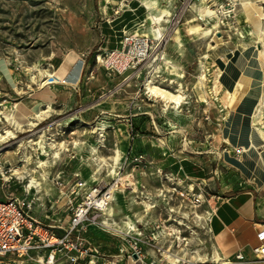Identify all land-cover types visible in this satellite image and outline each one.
<instances>
[{"label":"rangeland","instance_id":"obj_1","mask_svg":"<svg viewBox=\"0 0 264 264\" xmlns=\"http://www.w3.org/2000/svg\"><path fill=\"white\" fill-rule=\"evenodd\" d=\"M119 1L0 0V109L20 98L26 83L35 82V70L50 64L56 71L66 58L82 62L76 87L62 85L57 91L52 115L47 117L50 105L34 127L14 130L4 120L0 122V127L9 126L15 132V138L5 139L11 146L1 152V163L21 167V173L12 178L24 179V185L34 184L31 178L40 184L37 203L45 212L34 209L33 217L50 227H66L72 208L80 202L69 196L75 176L87 186L118 183L108 212H162L154 217L160 221L168 217L163 212H174L170 226L176 230L177 223L183 225L181 233L185 226L195 230L193 212H214L221 199L232 193L254 188L263 196L264 206V178L253 169L254 160L240 145L242 139L243 144L249 143L252 126L264 136V85L252 82L261 86L255 91L242 84L235 95L244 92L240 98L244 102L233 101V108L223 107L226 85L218 94L212 92L218 64L233 68L226 80L232 85L246 72L249 51L262 47L253 24L243 16L240 0H153L158 10L169 9L173 15L183 6L186 12L180 24L167 27L163 23L169 21L167 11L160 23L167 33L159 55H150V50L139 54L137 44L130 46L129 53L128 48L123 51L126 36L137 34L126 32L138 23L147 34L150 22L136 1H130L137 10L136 18L125 14ZM252 1L264 15V0ZM234 5L235 11L228 17V6ZM113 18L120 19V30L110 22ZM188 21L210 28L211 33L188 35ZM114 50L125 52L129 60L126 70L117 71L100 61L99 56ZM234 51H239L240 58L227 56ZM64 65L56 73L58 78L66 71ZM254 69V79L259 80L258 66ZM152 79L163 89L180 92L183 104L166 107L160 99L150 97L145 83ZM199 81L201 89L196 88ZM38 84L33 85L36 91ZM200 94L208 104L202 103ZM116 151L121 159L112 172L102 160L111 164ZM256 151L262 153L263 146ZM56 176L61 188L51 182ZM187 233L181 236L197 250L203 241L201 234ZM96 240L102 244L109 238L97 236Z\"/></svg>","mask_w":264,"mask_h":264},{"label":"built area","instance_id":"obj_2","mask_svg":"<svg viewBox=\"0 0 264 264\" xmlns=\"http://www.w3.org/2000/svg\"><path fill=\"white\" fill-rule=\"evenodd\" d=\"M188 1L192 0H184V3ZM197 1L201 3L204 0ZM228 7L230 8L228 17H230L235 11V5ZM185 13L181 6L173 15L170 13L168 22L163 23L167 27L180 24ZM166 33L167 28H162L160 34L152 32L148 36L127 35L123 51L126 52L128 48L126 53H129L130 46L135 47L137 44L139 54H147L150 50V55H159L166 42ZM125 52L116 50L106 52L99 56V59L101 62L106 61L112 69L126 70L129 67V60ZM45 82H47L46 85H65L54 75L47 77L41 84ZM9 146L11 144L7 140L1 141L0 154ZM0 167L3 170L0 172V189L4 192L0 195V264H5L7 261L21 263L26 261L34 264H78L80 261H85V264H120L130 260L139 261L141 264H192L197 257V250L191 249L190 240L188 241L186 236H181L182 233L189 231L192 236H195L196 232H199L203 239L202 243H198L199 247L205 246V243L210 240L212 233L210 223L215 212H204L203 215L193 212L197 219L195 230L192 231L191 227L185 226L182 233L183 225L177 223L176 230L170 226L169 218L174 212H163L168 217L162 221L154 218L162 212H140V217H137V213L131 212L130 215L115 219L113 212H108V206L112 201L109 199L110 191L115 192L118 183L112 186H103L101 183L87 186L86 182L78 176L74 178L75 182L72 184L69 196H72L73 200L80 199V202L72 208L67 226L65 228L50 227L31 215L34 209L45 212L42 205L37 203L34 186L24 185V179L4 178L2 173H8L10 163H1L0 160ZM51 182L57 188L62 187L59 176L51 177ZM91 227L117 239L121 243L118 253L107 256L92 244L86 236ZM52 229L61 230L62 233L57 234ZM176 234L178 236H175ZM257 237L260 245L253 249L255 261L252 263L264 264V230L260 231ZM148 251L152 253L151 256H147ZM133 256H136V260ZM147 258L152 259L145 262ZM236 259L244 260L241 255H237Z\"/></svg>","mask_w":264,"mask_h":264},{"label":"crops","instance_id":"obj_3","mask_svg":"<svg viewBox=\"0 0 264 264\" xmlns=\"http://www.w3.org/2000/svg\"><path fill=\"white\" fill-rule=\"evenodd\" d=\"M132 7L134 8V6ZM165 10L170 13L169 9ZM150 26L151 22L147 29V34L140 29L141 26L138 23L133 26L134 29H130L127 32L125 30L123 31V33H137L139 35L148 36L152 34V32L149 31ZM123 27L124 26H122V28ZM120 28L121 27H119V30ZM68 59H64L61 66L65 64L64 67L66 72H71V69L74 67V64L77 62V60L72 62V58H70L69 60ZM48 66V68H41L43 70H47L50 75H54L55 78L60 80L56 76V73H58V69H61V66L56 71H54L53 65L49 64ZM34 73H38V71H35ZM38 75L39 74H37L36 76ZM80 76L81 70L79 78ZM46 78L47 77L38 76L36 78V82L28 81V83L30 82L31 85L26 83L24 88L22 87L20 89V98L15 99L13 103L7 102L8 106L12 108L14 116L22 124V126L26 125L27 122L32 118V115H34L36 112H40V108L46 106L45 104L47 103H50L52 106V111L48 114L47 117L52 115L54 111L53 109H55L54 105L57 99L56 93L62 85L53 84L40 86L41 82L44 81ZM37 83H40L38 84L40 88H37L36 91L34 90L33 85H37ZM253 169L264 178V174L261 171L255 169V167ZM252 181V183L255 184V180L253 179ZM259 195L260 193L258 192V190L252 188V190L229 194L221 199L218 205L213 209L215 215L213 216L212 221L210 223V228L212 232L210 235V240L205 243V246H198L197 257L194 258L196 260H194L192 264H200V261L198 260L201 258L206 261L205 263L201 264H221V262H229L230 264H260L257 262L252 263V261H255L253 249L260 245V241L258 240L257 235L260 231L264 230V206L261 202L263 196L261 195L259 197ZM33 213L34 212L31 213L32 216L34 215ZM134 213H137V217H140L141 215L140 212ZM113 214L115 216V219H119L123 215H130L131 212H113ZM89 233L95 235L96 237L91 236ZM86 236L92 242V244L97 246L101 250V252L107 256L117 254L118 250L121 247V243L117 239L111 237L108 234L100 232L99 230L93 227L89 228L88 234ZM97 236L101 238L107 236L109 240L106 243L99 244L96 240ZM205 251H207V253ZM215 251L219 254V257L221 259L218 263L214 262L213 255ZM147 254V256L152 255V253L149 251L147 252ZM237 255L243 256L244 260L238 261L236 259ZM204 256H206V258ZM151 259L152 258H147L145 262H148ZM133 262L135 264H141L139 261ZM5 264L34 263L26 261L23 263L17 261H7L5 262ZM78 264H85V261H80ZM120 264H130V261H123Z\"/></svg>","mask_w":264,"mask_h":264},{"label":"bare ground","instance_id":"obj_4","mask_svg":"<svg viewBox=\"0 0 264 264\" xmlns=\"http://www.w3.org/2000/svg\"><path fill=\"white\" fill-rule=\"evenodd\" d=\"M129 1H133V0H129ZM129 1H123V0L119 1L120 9H123L125 7L124 13L125 14L128 13L132 16V18L133 17L136 18L138 13H137L135 7L133 8L132 6L129 5ZM134 1H136L138 3L140 8H143V10L146 14V20H149L151 22V32H153V34H155V33L160 34L161 33V29H160L161 24L160 23H161V21H163V18L166 17V15H168V12L164 11V10H158L156 8L157 3L153 0H134ZM240 3L242 4V7H243V16H244L246 21H249L253 24L255 34L258 36V38L260 40H262V47L260 49L256 47L253 50L249 51V52H251V56H250L251 58L249 61L248 68H247L246 72L244 71V73H243L244 75H242L240 77L241 79H239L237 82L234 81L235 83L232 82L233 83L232 85H227L226 80H228V75H230L232 73L233 68L227 64L220 63V61H219L220 64H218L216 73H215V75L213 77V81H212V87H213L212 92L214 94H218L219 90H221V87L223 88V86L226 85L225 86L226 89H224L223 96L221 97L223 107H226V108H233V105H234L233 101L238 100V99H239L238 101L241 100L240 98L243 96L244 92H241L238 97L235 95V93H236L238 87L241 88L242 84H246V86L248 88L250 86H253L252 82L259 81L260 82L259 84L261 86L264 85V27H263L264 15L262 12V8L259 7L252 0H240ZM140 11H142V10L140 9ZM155 11L157 12V14L155 13ZM124 13H123V16L125 15ZM123 16L120 17V19L123 18ZM111 20L112 21H110V20L109 21L115 23L114 25L117 28H119V24H120L118 22L119 19L116 20L113 18ZM129 20H131V19H129ZM126 21H127V19H126ZM140 21H141V19H140ZM121 24L122 25L124 24L123 21ZM185 25H186L185 31L188 35H193V34H198V33H203V34L207 35V34L211 33L210 28L203 27L202 25H200L198 23L195 24V23H193V21H188L185 23ZM109 26H110V24H109ZM130 26H132V24ZM111 28H112V26H111ZM124 31H125V29H124ZM123 37H124V35H123ZM120 40H118V41H120ZM121 41H123V40H121ZM116 42H117V40H116ZM117 48H118V46H117ZM227 56L229 58H232V57L240 58L239 51L230 52L229 54H227ZM255 66H258V70L260 73L259 80L254 79V76H255L254 67ZM81 67H82V62L80 60H78L77 63L74 64V67L71 69V72L65 71L63 77H60L59 79L65 85H70V86L76 85L78 82V79H79ZM35 71H38V74H39L38 76H40V77L51 76L50 73L45 71V70H35ZM38 76L33 75L32 76V79H34L33 81L36 82L35 79ZM204 78H205V75L203 73L200 80L202 81ZM202 82L199 81V83L196 85L197 89H201ZM46 84H47V82H45L44 84H40V85L43 86ZM260 85L258 87H256V85H254L253 86L254 90L255 91L260 90V88H261ZM145 90L147 91L146 93L150 97H154L156 99H160L161 101H163L166 107L167 106L169 107L171 104H173L175 107L179 108L183 104V101L185 99L180 92L174 93V92H171L169 90L161 88V86L157 85L153 79L149 80L145 83ZM200 99H201L202 103L208 104V102L205 100V98L201 94H200ZM240 102L243 103L244 101L241 100ZM45 105L46 106L40 108L41 109V111L39 110L40 112H37L34 115H32V118L27 122L26 125L22 126V124L14 116L12 108L9 107L8 104L7 105L2 104V109H0V122L2 120H4V123L6 125H9L10 127H14V129H16V128L17 129H23L26 126L34 127L37 125L35 123V121L41 120L43 117H45V114L48 113V110L50 109L51 104L47 103ZM44 108H47V110H45ZM229 116H230V114H229ZM9 126L8 127L7 126L0 127V141L8 139V138H10V139L15 138V132H14V130H11ZM242 140L240 141V145L242 144L244 151L246 152V155L254 160L253 165H254L255 169H257L258 171H261L264 174V151L260 154H258V152L256 151V148L259 145H262L264 148V136H263L262 131H260L256 127L252 126L249 143L243 144ZM110 159L112 162L111 164L108 163L106 160H102V161L105 164H107V166L111 167L112 168L111 170H113L112 172H114L115 166L118 164L119 160L121 159L120 152L116 151L114 156L111 157ZM43 165L44 164L41 163L39 166L41 167ZM20 168L21 167H10V169L8 170V172H11L10 176H8L4 173H2V174H3V176L6 175V176H4V178L9 179V178H12V175L20 174L21 173ZM1 171H3V170L0 167V172ZM30 183H34V184H31V186H34L35 190L40 185L33 178H31ZM28 186L31 187L29 184H28ZM116 190H117V188H116ZM112 193H113V191L111 190L110 194H109L110 200H112V195H111ZM147 206H149V205H147ZM149 208H151V207H149ZM213 258H214V262H217V263L221 260L219 257V254L216 251L214 252ZM168 259L172 260L170 257H168ZM198 261H200L201 263L206 262L203 260V258L199 259ZM130 264H135V263L133 262V260H130ZM194 264H197V263H194ZM221 264H225V263L221 262Z\"/></svg>","mask_w":264,"mask_h":264},{"label":"water","instance_id":"obj_5","mask_svg":"<svg viewBox=\"0 0 264 264\" xmlns=\"http://www.w3.org/2000/svg\"><path fill=\"white\" fill-rule=\"evenodd\" d=\"M133 259L136 260V256H133Z\"/></svg>","mask_w":264,"mask_h":264}]
</instances>
